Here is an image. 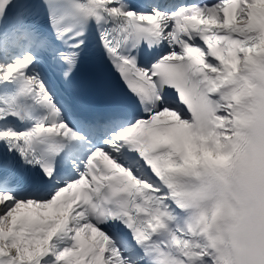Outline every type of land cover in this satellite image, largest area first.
<instances>
[{
  "label": "snow or ice",
  "instance_id": "obj_1",
  "mask_svg": "<svg viewBox=\"0 0 264 264\" xmlns=\"http://www.w3.org/2000/svg\"><path fill=\"white\" fill-rule=\"evenodd\" d=\"M0 264H264V0H0Z\"/></svg>",
  "mask_w": 264,
  "mask_h": 264
}]
</instances>
